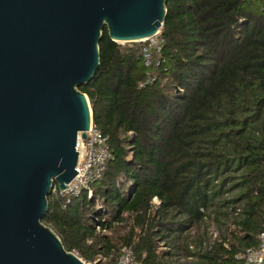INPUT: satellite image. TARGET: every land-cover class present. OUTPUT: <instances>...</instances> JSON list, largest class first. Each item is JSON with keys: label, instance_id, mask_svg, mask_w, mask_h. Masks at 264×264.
Wrapping results in <instances>:
<instances>
[{"label": "trees", "instance_id": "1", "mask_svg": "<svg viewBox=\"0 0 264 264\" xmlns=\"http://www.w3.org/2000/svg\"><path fill=\"white\" fill-rule=\"evenodd\" d=\"M165 11L147 67L142 44L103 30L78 87L110 157L91 198L50 194L41 223L85 263L115 264L126 246L137 264H241L264 231V0Z\"/></svg>", "mask_w": 264, "mask_h": 264}, {"label": "water", "instance_id": "2", "mask_svg": "<svg viewBox=\"0 0 264 264\" xmlns=\"http://www.w3.org/2000/svg\"><path fill=\"white\" fill-rule=\"evenodd\" d=\"M165 14V0H0V264H85L41 223L89 137L78 87L99 65L103 30L119 45L142 42Z\"/></svg>", "mask_w": 264, "mask_h": 264}, {"label": "built area", "instance_id": "3", "mask_svg": "<svg viewBox=\"0 0 264 264\" xmlns=\"http://www.w3.org/2000/svg\"><path fill=\"white\" fill-rule=\"evenodd\" d=\"M146 43V47L142 48L143 65L147 67L150 64V50L159 54L161 49V38L159 32L152 38L142 41ZM150 81L149 79L147 80ZM146 81V83H147ZM109 149L106 143V137L97 130L93 124L90 125V133L88 139H82L78 142L77 147V163L75 173L77 174L67 185V189L63 192L59 191L56 186H53L50 194L64 199V206L68 205L71 198L79 196L83 191L87 198H91V185L97 181L103 170L106 161L109 159ZM153 207H157L159 201L153 197L150 201ZM63 206V207H64ZM96 209L99 208L96 202ZM239 212L236 208L233 215ZM98 231V229H96ZM208 236L211 239L215 237V231L212 225L208 227ZM257 247L246 249L242 254H239L236 259L241 261V264H258V259L264 258V231L257 235ZM99 261V260H97ZM96 261V262H97ZM115 264H137L134 261L132 251L129 247L122 246L119 249V256Z\"/></svg>", "mask_w": 264, "mask_h": 264}, {"label": "rangeland", "instance_id": "4", "mask_svg": "<svg viewBox=\"0 0 264 264\" xmlns=\"http://www.w3.org/2000/svg\"><path fill=\"white\" fill-rule=\"evenodd\" d=\"M135 44H142L143 46H145L146 47V43H142V42H137V43H135ZM120 45H124V44H120ZM95 206H96V203H95ZM97 231V230H96ZM99 231V230H98ZM73 254H75L76 255V253H74V252H72ZM77 256V255H76ZM97 260H99V259H97ZM96 260V261H97ZM80 261H82L81 259H80ZM94 261V262H88V263H85L84 261H82L83 263H85V264H102L101 262L102 261Z\"/></svg>", "mask_w": 264, "mask_h": 264}]
</instances>
